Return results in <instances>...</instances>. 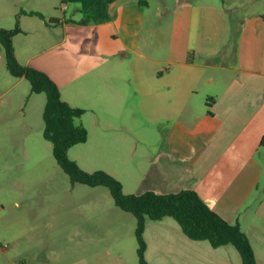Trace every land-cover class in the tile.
<instances>
[{"label":"crops","instance_id":"1","mask_svg":"<svg viewBox=\"0 0 264 264\" xmlns=\"http://www.w3.org/2000/svg\"><path fill=\"white\" fill-rule=\"evenodd\" d=\"M16 27L19 63L84 110L86 143L124 149L101 170L125 195L194 191L240 226L264 264L262 10L234 16L208 0H0V29ZM144 238L148 264H243L234 246L192 240L170 217L148 220Z\"/></svg>","mask_w":264,"mask_h":264},{"label":"rangeland","instance_id":"2","mask_svg":"<svg viewBox=\"0 0 264 264\" xmlns=\"http://www.w3.org/2000/svg\"><path fill=\"white\" fill-rule=\"evenodd\" d=\"M208 1L234 16L264 12V0ZM45 104L44 94L9 73L0 45V264H139L136 218L108 189L74 184L61 170L43 137ZM113 151L88 142L69 157L94 173L125 157Z\"/></svg>","mask_w":264,"mask_h":264},{"label":"trees","instance_id":"3","mask_svg":"<svg viewBox=\"0 0 264 264\" xmlns=\"http://www.w3.org/2000/svg\"><path fill=\"white\" fill-rule=\"evenodd\" d=\"M19 33L18 27L0 29V45L5 53L7 70L15 78L27 80L33 93L46 96L43 137L52 145L53 157L61 170L74 184L108 189L115 205L136 218L139 264H148L144 238L146 222L166 217L177 221L190 239L208 241L214 248L232 245L240 253L243 264H258L251 243L240 226L229 224L217 216L196 192L125 195L122 184L106 172L87 173L72 161L69 151L88 140V132L80 122L85 112L64 102L58 87L45 74L19 63L13 46V38ZM238 36L239 29L233 28L232 40L236 41Z\"/></svg>","mask_w":264,"mask_h":264}]
</instances>
